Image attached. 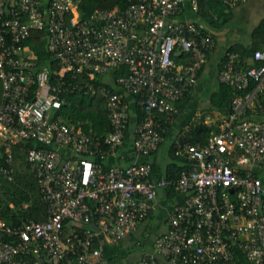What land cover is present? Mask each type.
Masks as SVG:
<instances>
[{
  "label": "built area",
  "instance_id": "2783aa9c",
  "mask_svg": "<svg viewBox=\"0 0 264 264\" xmlns=\"http://www.w3.org/2000/svg\"><path fill=\"white\" fill-rule=\"evenodd\" d=\"M201 1L137 0L82 18L74 0H0V264H110L105 245L120 244L147 220L160 186L182 198L167 229L126 264H264V180L254 170L264 166V119H248L241 109L264 94V49L249 67L235 51L221 62V82L255 88L236 98L206 143L176 148L189 163L177 177L155 181L146 159L107 167L96 159L117 155L126 143L132 112L121 90L143 113L133 135L137 155L159 149L163 119L196 86L216 45L197 22L179 18L186 3L198 12ZM220 1L235 8L248 0ZM33 30L46 31L49 57L60 66L56 82L26 44ZM68 93H99L110 132L65 119ZM28 142L47 217L12 224L3 179H15L14 147Z\"/></svg>",
  "mask_w": 264,
  "mask_h": 264
},
{
  "label": "trees",
  "instance_id": "16d2710c",
  "mask_svg": "<svg viewBox=\"0 0 264 264\" xmlns=\"http://www.w3.org/2000/svg\"><path fill=\"white\" fill-rule=\"evenodd\" d=\"M137 0H80L78 8L80 16L82 18L90 16L97 9H112L116 6L126 8L131 2ZM243 5V4H242ZM241 6V5H240ZM232 9L220 0H202L199 7V15L208 21L211 25L216 27L224 26L231 19ZM201 26V24H198ZM205 32L209 30L203 28ZM253 34L257 39V42L251 47L243 48V50L237 49L235 46L230 47L225 53L222 59H226L229 52H238L241 59L244 60L246 66H252L257 64V61L253 60L254 52L256 49L261 48L264 45V18L255 27ZM46 31L33 30L31 37L27 40L26 44L37 54L39 63L49 66L51 69V80L56 82L58 77V70L60 66L53 61L48 54L45 43ZM256 62V63H255ZM203 71H201L202 74ZM82 78V77H81ZM79 78V79H81ZM83 79V78H82ZM255 88L253 82L251 86L245 90L236 91L231 85L219 81V84L215 90L209 94V106L214 109L222 117H225L233 112L234 103L237 97H245L248 93H251ZM194 87L188 91L184 100L193 91ZM1 84H0V101H1ZM66 103L63 105L62 112L65 116H70L74 119V122L78 120L89 121L85 125V129H93L98 134L105 135L111 130V123L109 120L108 112L105 105L104 98L99 94L84 93H68L65 96ZM258 115L264 114V94L259 96V103L257 107ZM251 111L246 108V117H250ZM259 117V116H258ZM256 117V118H258ZM143 118V113L138 111V120ZM163 119V124L167 126L168 119ZM206 116L204 115L200 121L192 125L188 132H184L180 137L183 144L186 141L192 143H206L211 134L218 129L219 121H214L210 125L205 123ZM131 125V123H130ZM130 130V127H129ZM130 132V131H129ZM128 132V135H129ZM166 135V134H165ZM33 145V142L26 144L20 143L14 147L15 160H16V176L13 181L3 179V196L6 201L5 217L12 224H20L24 220H36L41 221L47 217V206L41 199V191L38 186L36 176L32 171L29 172L28 163L26 160V167H18L17 161L22 159L26 154V149ZM176 148L173 151L175 159L183 161V165L171 163L168 169V179H173L178 176L182 170L189 168L188 161L177 156L175 154ZM174 175V176H173ZM170 192L177 193L174 188H170ZM153 216L151 212L147 219ZM106 256V255H105ZM107 259V258H106Z\"/></svg>",
  "mask_w": 264,
  "mask_h": 264
},
{
  "label": "crops",
  "instance_id": "0c3cea01",
  "mask_svg": "<svg viewBox=\"0 0 264 264\" xmlns=\"http://www.w3.org/2000/svg\"><path fill=\"white\" fill-rule=\"evenodd\" d=\"M251 2H254L255 6H252ZM78 3H80V0H74V4L76 6L75 10L76 12H78V14H80ZM248 4L251 5L250 9L249 7H247L249 6ZM231 16H232L231 19L227 22L226 25L216 27L214 25H211L208 21H206L203 17H201L199 15V11L198 12L193 11L190 5L186 3L185 10L179 16V18L185 21H195L198 24H201L200 27L202 29L205 28L209 30L208 32L212 33L216 38L215 48L209 54V59L202 69L203 72L200 75L198 83L196 84L190 95L178 103L177 112L173 116L167 119L169 122L167 124V132L165 135V139L161 143L159 149L150 156L145 158L139 157L133 147V135L136 125L139 121L138 111H140V107L137 104V98L121 90L125 99L129 103L132 112L129 135H127L126 143L118 151L117 155H107L104 158L96 157L97 160L102 161L103 165L107 167V165H111V164L128 165L133 161L139 159H143V160L146 159L150 161L151 164L153 165L152 175L155 181H159L160 179L167 177V173H168L167 171L171 163L183 165L182 160L174 158L173 151L175 147H178L180 145L181 142L180 137L182 136V134H184V132H188L191 126L196 124L198 121H200L207 111H213V112L215 111L214 109H211L209 106V94L213 90H215L219 84L220 81L219 71L221 67V62L224 60L222 58L224 57L225 53L232 46L233 47L235 46L237 49L243 50V48L251 47L257 42V39L253 34V31L255 27L260 23V21L264 18V0H254V1L248 0L243 5L233 8ZM233 22L234 24H232ZM238 22H240L241 24L239 25ZM261 48L264 49V45H262ZM256 113L250 114L249 118L264 119V114L257 115ZM63 116L65 119L67 118L73 119L72 117L65 116L64 114ZM205 116H206L205 123H207V121H210L209 124L207 123L208 125L213 123V121L209 118L210 117L209 115L208 116L205 115ZM223 118L224 117H222L221 120ZM221 120L219 121V123L221 122ZM169 142L171 143L168 152L169 155H167L166 144H168ZM0 143H1V139H0ZM254 170L264 180V166L256 167V169ZM29 171H32L30 167H29ZM170 191L171 190L169 188H165L161 186L158 187L157 189L156 209L153 211V214H155L157 210H162L164 212V221L158 225V230H156V234L154 238H156L160 233H163L167 229L166 219L170 214L171 210L173 209L174 205L178 203L182 198L181 194L174 192L172 193ZM137 243L139 244V246H141L142 244L145 243V241L139 238L137 240ZM128 250H130L129 247L124 249L121 246V243L118 245L106 244L104 247V253L106 255L105 257L107 258V261L110 264H126L128 262L126 261L127 260L126 253L128 252ZM140 255L141 253L138 254L136 259H138ZM239 264H250V263L245 261V259L240 258Z\"/></svg>",
  "mask_w": 264,
  "mask_h": 264
},
{
  "label": "rangeland",
  "instance_id": "374dc122",
  "mask_svg": "<svg viewBox=\"0 0 264 264\" xmlns=\"http://www.w3.org/2000/svg\"><path fill=\"white\" fill-rule=\"evenodd\" d=\"M254 1V0H253ZM252 6H255L254 2H251ZM249 9L251 8V5L248 4ZM206 24V23H204ZM234 24V22L232 23ZM238 24L240 25L241 23L238 22ZM259 96L260 94H253L249 100L243 102L242 104V108L241 109H248L251 111V113H256L257 111V107H258V103H259ZM201 105V104H200ZM204 115H209L210 119L214 122V121H220L222 116L218 113V112H213V111H207L206 114ZM258 115V114H257ZM170 143L166 144V153L167 155L169 152V147H170ZM26 154V153H25ZM26 155L22 158L19 159L17 161L18 167H22L25 168L26 165ZM29 170V169H28ZM30 172V171H29ZM164 221V212L162 210H157L155 212V214H153V216L151 218H149V220L147 219L146 221H144L143 223H141V225L139 226V228L134 231V233H132L131 235H129L128 237H126L122 242H121V246L126 249L129 247L130 250H128V252L126 253V261H130L133 259H136L138 254L142 253V251L146 248L149 247L150 243L148 242H153L155 240L154 236L156 234V230H158V225ZM150 230V232H149ZM141 238L143 241H145L144 244H142L141 246H139V242L137 243V240ZM153 238V239H151ZM131 247V248H130ZM134 247V249H133Z\"/></svg>",
  "mask_w": 264,
  "mask_h": 264
}]
</instances>
